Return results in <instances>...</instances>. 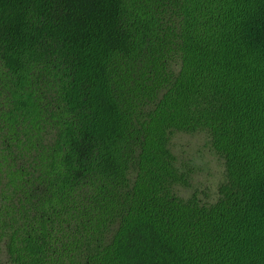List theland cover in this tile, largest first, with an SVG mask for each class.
<instances>
[{"label":"trees","instance_id":"16d2710c","mask_svg":"<svg viewBox=\"0 0 264 264\" xmlns=\"http://www.w3.org/2000/svg\"><path fill=\"white\" fill-rule=\"evenodd\" d=\"M4 261L264 264V0H0Z\"/></svg>","mask_w":264,"mask_h":264},{"label":"rangeland","instance_id":"374dc122","mask_svg":"<svg viewBox=\"0 0 264 264\" xmlns=\"http://www.w3.org/2000/svg\"><path fill=\"white\" fill-rule=\"evenodd\" d=\"M172 145L180 159H185L194 167L191 187L182 191H195L202 200H212L216 196L217 185L223 180V163L208 147L201 133L176 132ZM4 264H10L4 261Z\"/></svg>","mask_w":264,"mask_h":264}]
</instances>
